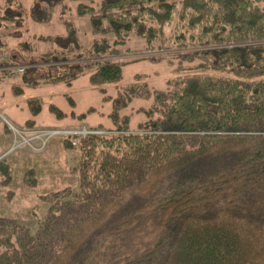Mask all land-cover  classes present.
I'll list each match as a JSON object with an SVG mask.
<instances>
[{"label":"trees","instance_id":"1","mask_svg":"<svg viewBox=\"0 0 264 264\" xmlns=\"http://www.w3.org/2000/svg\"><path fill=\"white\" fill-rule=\"evenodd\" d=\"M63 1L89 16L96 38L72 46L82 63L46 66L32 85L83 74L92 85L118 83L123 63L100 59L119 56L130 36L148 60L173 49L166 57L222 74L172 78L162 91L123 88L112 99L113 134L60 139L78 151V190L40 196L47 207L34 233L0 219V264H264V0ZM2 3L0 29L23 8ZM64 60L43 55L44 64ZM134 98L152 102L130 130L119 110ZM29 108L40 111L35 100ZM29 175L21 181L32 187ZM11 180L0 159V185Z\"/></svg>","mask_w":264,"mask_h":264},{"label":"rangeland","instance_id":"2","mask_svg":"<svg viewBox=\"0 0 264 264\" xmlns=\"http://www.w3.org/2000/svg\"><path fill=\"white\" fill-rule=\"evenodd\" d=\"M19 2L24 9L22 8L18 21L11 25L3 24L0 29V55L7 58L8 65L26 67L22 74L5 75L0 79V159L5 158L11 164L12 176L8 186L0 185V219L28 226L34 233L47 207L40 200V196L65 187L78 190V178L73 172V168L78 165V151L76 148H62L61 140L56 138L41 153H32L23 148L9 154L8 138L11 140V134L7 132L8 123L17 128H26V122L31 120L33 128L84 126L112 131L109 118L113 110L112 99L123 88L135 84L145 85L149 90L162 91L166 81L172 78L219 76L222 73L196 69L194 66L197 62L178 61L170 54L166 57L170 52L173 54V49L163 51L164 59L160 61L148 60L144 57L152 54L145 51L144 41L130 36L119 56H105L100 59L123 63L122 79L118 83L92 85L88 74H83L69 85L61 82L32 85V79L42 74L46 66L61 67L82 63L83 60L77 59L80 53L73 51L72 46L77 44L81 48H88L96 37L91 31L89 16H78L74 2ZM2 5L1 3L0 6ZM15 9L13 6L12 10ZM169 31L170 28L165 31L167 36ZM107 39L111 40V37L108 36ZM67 45L70 46L68 49ZM155 46L158 47V43ZM48 53L66 60L44 64L43 55ZM156 54L158 53H154ZM32 100L37 101L40 106V111L35 116L29 108V101ZM151 102V99L134 98L127 107L119 110V116L130 117V130H135L137 124L146 120L145 111L151 107ZM51 107L57 108L62 116L57 117ZM80 115L83 117L80 118ZM26 171L36 180L32 187L23 185L21 181ZM8 192H12V195L8 196ZM148 230L150 232L152 227ZM152 235L149 234L148 238Z\"/></svg>","mask_w":264,"mask_h":264},{"label":"built area","instance_id":"3","mask_svg":"<svg viewBox=\"0 0 264 264\" xmlns=\"http://www.w3.org/2000/svg\"><path fill=\"white\" fill-rule=\"evenodd\" d=\"M0 59H5L4 55H0ZM26 67L15 66L2 71L6 75L16 76L24 73ZM8 131L11 134V140L8 153L11 154L23 148L28 149L32 153H41L53 139H71L73 143L85 139L89 136H103L113 134L112 131L103 129H89L86 127L78 128H17L8 123Z\"/></svg>","mask_w":264,"mask_h":264},{"label":"crops","instance_id":"4","mask_svg":"<svg viewBox=\"0 0 264 264\" xmlns=\"http://www.w3.org/2000/svg\"><path fill=\"white\" fill-rule=\"evenodd\" d=\"M1 1V3H2V0H0ZM0 3V4H1ZM3 4V3H2ZM6 57H5V59H3V60H1L0 59V79H3V77L6 75L5 74V72L4 71H2V70H4V69H8V68H10V67H13L14 65H8L7 63V61H6ZM15 67V66H14ZM14 87V86H13ZM29 122L31 121V120H28ZM28 121L26 122V124L28 123ZM32 125H33V122H30ZM61 143V142H60ZM10 145V138H8V146ZM61 147L62 148H64L63 146H62V143H61Z\"/></svg>","mask_w":264,"mask_h":264}]
</instances>
